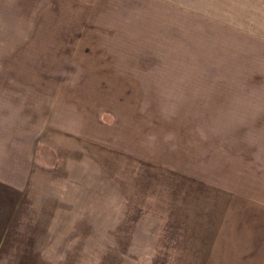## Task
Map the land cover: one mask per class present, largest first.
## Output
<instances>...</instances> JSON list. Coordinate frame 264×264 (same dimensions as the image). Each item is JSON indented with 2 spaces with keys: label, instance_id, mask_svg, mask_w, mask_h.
Returning <instances> with one entry per match:
<instances>
[{
  "label": "rangeland",
  "instance_id": "1",
  "mask_svg": "<svg viewBox=\"0 0 264 264\" xmlns=\"http://www.w3.org/2000/svg\"><path fill=\"white\" fill-rule=\"evenodd\" d=\"M82 2L0 0V264H264V0Z\"/></svg>",
  "mask_w": 264,
  "mask_h": 264
},
{
  "label": "crops",
  "instance_id": "2",
  "mask_svg": "<svg viewBox=\"0 0 264 264\" xmlns=\"http://www.w3.org/2000/svg\"><path fill=\"white\" fill-rule=\"evenodd\" d=\"M86 3L82 2V3H79V5H76V9H95L93 8L92 4L90 3L91 0H84ZM86 4V5H85ZM110 6H112L113 4H110ZM107 7V6H106ZM110 9V8H109Z\"/></svg>",
  "mask_w": 264,
  "mask_h": 264
}]
</instances>
